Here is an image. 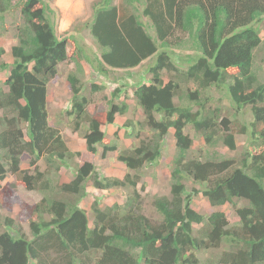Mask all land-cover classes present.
<instances>
[{
    "label": "trees",
    "instance_id": "16d2710c",
    "mask_svg": "<svg viewBox=\"0 0 264 264\" xmlns=\"http://www.w3.org/2000/svg\"><path fill=\"white\" fill-rule=\"evenodd\" d=\"M10 2H0V13L12 7ZM15 5L21 23L0 89V206L14 195L3 185L7 174L28 191L50 195L28 207L37 218L29 223L30 235L11 219L4 220L14 236L7 230L0 233V264H199V252L218 250L222 242L228 248L205 264H264V82L252 70L253 52L264 43L256 26L264 20V0H94L89 20L76 31L87 30L99 49L96 66L73 34L58 38L51 10L42 0H19ZM185 42L197 54L174 56ZM3 52L0 49V56ZM81 60L103 78L112 71L129 74L146 64L143 71L149 80L116 87L112 98L103 99L106 108L98 110L92 97L104 85L92 83V94H83L87 83ZM67 61L74 66L65 79L70 100L54 119L65 118L74 132L84 125L88 153L96 154L99 147L101 158L117 152L102 127L127 114L129 98L141 111L140 131L152 132L148 141L140 139L138 146L116 154L127 171L121 178L99 176L88 162L73 163L79 153L68 150L53 124L47 86L57 82L59 67ZM129 87L133 92L128 98ZM211 88L223 89L236 111L249 107L252 121L244 125L220 120L216 108L206 107ZM132 125L126 121L123 126ZM187 125L209 146L220 143L233 151L235 135H245L248 146L258 151L245 149L237 164L229 159H188L192 140L184 134ZM169 129L176 150L170 197L152 200L159 217L152 219L141 213L137 185L141 171L158 159ZM133 130L137 132L135 125ZM22 156L30 157L25 169ZM43 157L46 165L41 170L34 160ZM66 159L73 164L72 179L51 187V176ZM184 178L203 185L199 193L211 207L232 205L236 224L230 226L221 211L206 216L190 207ZM88 181L96 190H131L125 210L96 201L87 209L81 207ZM235 201L243 205L237 207ZM198 225L201 229L195 231Z\"/></svg>",
    "mask_w": 264,
    "mask_h": 264
},
{
    "label": "rangeland",
    "instance_id": "374dc122",
    "mask_svg": "<svg viewBox=\"0 0 264 264\" xmlns=\"http://www.w3.org/2000/svg\"><path fill=\"white\" fill-rule=\"evenodd\" d=\"M3 0H0L2 2ZM19 0H12L10 4L12 7H9L5 12L0 13V49H3L4 52L0 56V89H4V80L6 79L9 72V65L12 63L13 59L10 54V49L13 45L16 44V28L21 23V18L19 10L16 7V3ZM51 10V20L55 25V29L61 25V28L64 29L63 32H57L58 38L68 37L70 34L75 36L76 45L80 46L83 49V53L95 61L99 54V49L91 39L87 30H81L80 33L76 31L77 27H81L85 21L89 20L91 15V3L94 0H42ZM14 4V5H13ZM145 20V19H144ZM146 21V20H145ZM259 29V34L262 39H264V20L259 24H256ZM62 31V30H61ZM191 45L189 42H185L184 46L178 48L176 51H173L174 56H194L197 54L195 50L190 49ZM70 47H68V50ZM173 56V57H174ZM177 63H180V60L174 57ZM82 62V60H81ZM147 63V62H146ZM1 65H6V68H1ZM83 66L85 70L84 80L87 85L83 90V94L87 95L90 93L89 85L91 83H96L99 85L102 83L104 89L93 94V100L97 103L98 110H103L106 108V102L103 100L104 97L107 99L112 98V91L116 87L122 85H134L138 79H142L144 83H147V75L145 74L144 66L137 67L127 71H112L105 78L95 75L88 64L83 61ZM183 68H186L185 60H182ZM70 71L74 70V66L70 61L62 63L59 67V77L57 82L50 83L48 87L49 95V111L52 115L53 124L58 127V131L62 134L63 140L71 153H79V156L73 157V163L77 165H82L84 162L91 163L94 165L99 176L106 177H123L127 171L124 166L116 160V154L130 150L139 145L140 139L148 141L152 138V132L148 129L140 128L142 127L143 118L141 111L136 107L135 102L132 98H129V95L132 94V89L126 88V95L132 101V104L129 108V111L126 115L118 116L115 124L106 125L102 127L104 135L110 139V144L114 145L117 148V152H110L104 158H101L100 151L101 148H98L96 154H90L85 149V143L83 139V132L85 131V126L82 125L80 131L74 132L71 125H68L66 119L62 117V122L56 120L55 115L59 113L60 110H64L70 100L69 92L65 86L64 78ZM254 74L258 78L259 82H264V43H262L254 52H253V68ZM126 73V74H125ZM129 75V76H128ZM146 75V76H145ZM107 76V77H106ZM119 78V80L116 79ZM117 82V83H116ZM119 82V83H118ZM122 88V87H121ZM195 86L190 84V90H194ZM207 95L210 96V100L206 103V107L212 109H217L220 115V120L227 118L230 121L235 120L240 124L247 125L252 121V115L250 113L249 107L236 111L235 106L229 101L228 97L225 95V92L219 90L215 91L213 88L207 91ZM114 100V98H113ZM119 103V100H118ZM126 121H130L133 125L129 128L124 127L123 125ZM135 125L137 132L132 131V127ZM139 130V133H138ZM135 133H138V140L134 137ZM186 134L192 140V146L187 152L186 157L188 159H198L201 161L204 160H233L234 164H237L242 157V154L245 149L248 151L256 152L258 149L254 150L250 148L247 143V138L245 135H235V144L236 149L231 151L227 147L218 143L214 147L204 143L201 134L193 131L190 125H187L184 130ZM176 155L175 150V140L173 137V129H169L167 134L164 136L163 141L160 145V155L158 159L151 165H145L146 168L141 171V180L137 185V191L139 192V206L141 213L152 219H158V214L152 206V200L158 197H170V186L171 178L170 172L172 169L171 161L172 158ZM21 167L27 168L30 157L22 156L21 158ZM35 159V158H32ZM70 159H66L65 162L60 163L61 166L58 173L54 174L50 178L51 187H54L55 184L62 182H68L72 179L74 169L73 164L69 162ZM37 166L43 170L46 162L44 157L41 159H36ZM70 165V166H69ZM32 170V168L29 167ZM49 170H53V166H49ZM131 174V172H130ZM182 183L185 186L184 196L189 197V205L194 210H196L201 215L208 216L212 212L221 211L225 214L230 226L236 224L237 219L234 214V207L230 204H226L221 207H211L206 199L199 193L203 185L194 183L189 178H184ZM3 185H7L13 189L14 195L12 198L7 200L2 206H0V233L7 230L11 236H14L13 230L5 228L4 220L9 218L13 221V225L16 228H20L22 232L27 235H30L29 223L34 221L37 218L28 213V207L32 204L38 203V201L45 197L49 198V191H28L23 186L16 184L14 178L7 174ZM143 185L144 189L140 190V186ZM196 191V192H194ZM86 196L80 202L81 207L89 208L93 201H96L99 206L106 207L112 206L113 204L119 205L121 209H124L126 204L127 196L131 190L129 189H110V190H96L91 186V182L86 183ZM137 199V200H138ZM136 200V201H137ZM243 205L241 201H235V206L239 207ZM193 229L197 231L201 229V226H193ZM227 249V244H221L220 249L213 250L212 252L201 251L197 254L198 263L205 264L207 260L213 261L220 254V250Z\"/></svg>",
    "mask_w": 264,
    "mask_h": 264
},
{
    "label": "crops",
    "instance_id": "0c3cea01",
    "mask_svg": "<svg viewBox=\"0 0 264 264\" xmlns=\"http://www.w3.org/2000/svg\"><path fill=\"white\" fill-rule=\"evenodd\" d=\"M57 30L59 31V32H63L64 31V29L63 28H61V25L57 28ZM62 30V31H61ZM90 60H92V59H90ZM83 61H85V60H82V62H81V67H82V70H83V73L84 74H86L85 73V70L86 69H84V66H83ZM95 62V61H94ZM86 63L88 64V62L86 61ZM88 66L90 67V65L88 64ZM108 70H110L109 68H108ZM68 71L69 72H71L69 69H68ZM112 71V70H111ZM110 73V72H109ZM65 79H66V76H65V78H64V82H65ZM95 83V82H94ZM117 83V82H116ZM92 84V83H91ZM65 86H66V83H65ZM47 87H49V86H47ZM67 88V87H66ZM48 89V88H47ZM49 91V90H48ZM127 104H128V107L130 108V106H131V104H132V101L131 100H128L127 101ZM129 111V110H128ZM127 111V112H128ZM126 115V114H125ZM118 117V116H117ZM117 117H116V119H117ZM124 117V116H123ZM116 121V120H115ZM114 124H115V122H114Z\"/></svg>",
    "mask_w": 264,
    "mask_h": 264
}]
</instances>
